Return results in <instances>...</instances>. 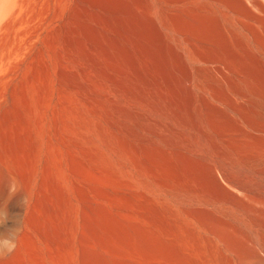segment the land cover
<instances>
[{
    "label": "rangeland",
    "instance_id": "374dc122",
    "mask_svg": "<svg viewBox=\"0 0 264 264\" xmlns=\"http://www.w3.org/2000/svg\"><path fill=\"white\" fill-rule=\"evenodd\" d=\"M185 1L0 0V264H169L198 235L158 233L156 189L264 183V15Z\"/></svg>",
    "mask_w": 264,
    "mask_h": 264
},
{
    "label": "bare ground",
    "instance_id": "6f19581e",
    "mask_svg": "<svg viewBox=\"0 0 264 264\" xmlns=\"http://www.w3.org/2000/svg\"><path fill=\"white\" fill-rule=\"evenodd\" d=\"M2 1H4V0H2ZM200 1H202V0H200ZM212 1L214 2V0H212ZM213 2H211V3H213ZM182 3H183V1H182ZM203 3H205V2H203ZM220 3L222 4L220 7H219L218 3H217L218 5H212L211 10L213 13H215L216 15L219 16V19H220L219 21H221V23H224V24H222V26L225 29V31H227L228 33L229 32H232V33L237 32V34L242 33V34H244L245 39H248V40L252 34H255L256 31L258 32V28H259L258 26L260 25L259 23H261V18H263V17H261V15H264V0H226L225 5H223L222 2H220ZM179 4H181V3H179ZM202 11H205V10H202ZM198 12H200V11H198ZM204 19H206V18H204ZM182 21H183V19H182ZM248 23H249V25H248ZM263 23H264V19H263ZM219 25H221V24L219 23ZM209 26H211V25H209ZM219 28L217 27V29H219ZM223 28L221 30H224ZM260 28H262V26ZM222 32H224V31H222ZM178 33L179 32H177V34ZM216 33H217V31H216ZM224 34L226 35V33H224ZM158 35H160V34H158ZM225 35H223V36L226 39L227 35L226 36ZM231 35L232 34H230V36ZM235 35L236 34L232 35V37L233 36L236 37ZM255 35L253 36V38L256 37ZM261 35L259 36V38L261 37ZM223 36H221V38H223ZM146 37H149V36H146ZM214 38L216 39L217 37H214ZM262 38H263V36H262ZM262 38H260L261 39L260 41H263ZM225 39L223 41L222 40L221 41L224 42V41H226ZM235 39H237V38H235ZM254 39L252 40V42H254ZM228 40H229V38L227 39L226 43L228 42ZM146 41H147V39H146ZM257 41H259V40H257ZM148 42H150V40ZM243 42L244 41H242L241 45H243ZM226 43H222L221 45L223 46V44H226ZM249 43H250V41H249ZM236 44H237V46L239 45V40H238V42H236ZM236 44H235V46H236ZM231 46L233 47V45L231 44L230 46H228L229 48L227 46H224V48H227L229 50ZM243 46H245V45H243ZM162 47H164V46H162ZM249 48H250V45H249ZM257 48H259V47H257ZM257 48H256V50H257ZM207 49H209V48H207ZM164 50H165V48L163 49V51ZM197 51H199V50H197ZM260 52L262 53V51H260ZM164 53L165 52H163V54ZM196 53H198V52H196ZM149 58H150V56H149ZM202 60H203V58H202ZM256 70H258V69H256ZM188 74H190V73H188ZM139 77H140V75H139ZM255 80H257V79H255ZM242 90L244 91V89H242ZM242 93H244V92H242ZM245 93H246V91H245ZM222 94L223 93L221 92V96H222ZM225 94H227V92ZM225 94H223L222 98H224V97L226 98V96L231 94V92H229L228 95H225ZM244 95H246V94H244ZM217 98L218 97H216V99ZM229 98H227V99H229ZM221 99H217L216 101L219 102L218 100H221ZM232 99H234V98H232ZM224 101H225V99H224ZM224 101H222V102H224ZM260 101H264V100H260ZM204 103H206V102H204ZM219 103H221V102H219ZM189 104H190V102H189ZM179 105H180V103H179ZM180 109H181V107H180ZM243 109H245V108H243ZM263 109H262V112L264 111ZM259 111H260V108H259ZM254 113H255V111H254ZM181 124H182V122H181ZM238 126H241V125H238ZM95 131H96V129H95ZM238 133H239V131H238ZM114 166H115L114 164L109 165V167L112 169H114ZM263 169L264 168H262V170ZM212 170H208V171L212 172ZM248 171H250V170H248ZM261 171L259 172V174L262 173ZM195 172H197V171H195ZM241 172H243V171H241ZM200 173L202 174L203 172L200 171ZM204 173H205V171H204ZM238 173H240V172L238 171ZM244 173H245V171H244ZM206 174H208V173H206ZM214 174H216V173H214ZM246 174H247V172H246ZM255 174L257 175V173H255ZM238 175H237V177H238ZM250 175L252 177V174H250ZM253 175H254V173H253ZM172 176H173V174H172ZM196 176H197V174H196ZM215 176H213V178ZM242 176H243V174H242ZM246 176L247 175H245V178H248V176L247 177ZM197 177H195V180L197 179ZM204 177H206V176H204ZM179 178L182 179L181 177H179ZM198 178L199 179H197V180L203 179L200 176ZM239 178L240 177H238L237 179L239 180ZM241 178H244V176ZM249 178H250V176H249ZM207 179L205 178L206 181H207ZM250 179H253V178H250ZM212 180L208 181V182H212V183L215 182L216 183L218 179H216V181H214L215 179L213 181ZM227 180L230 181V179H227ZM254 180H257V179H254ZM262 181H264V180H262ZM200 183H202V182H200ZM204 183L205 182H203L202 184H195L194 183L193 185H179L178 183H176L174 185L162 186V187L156 189V191H155L156 192L155 193L156 194L155 202H156V208H157V212H158L157 213V219H158L157 220L158 221L157 227L159 230L158 233L159 232L160 233L165 232V230H164L165 227L163 224L164 223L163 219H164L165 222L166 221L169 222L168 225L172 224V223H174V225L175 224L181 225V230L184 229L182 227V226H184V227L189 228V230L192 229L195 232V234L198 235V240H197V238L195 240V237L194 238L192 237V239H194V240H192V239L190 240L188 238L189 234L187 235L185 232L184 233L187 236H184V239L182 237H180V239L182 238L181 239L183 241L182 243H184V248H183L184 257L182 256V254L178 255L176 252L177 250L175 251L176 247L174 248L175 243L177 245L180 244V243L179 244L177 243L179 241V239L177 240V242L174 241L170 245V247H169L170 249L168 248V251L165 250V248H163V245H162L163 239H161V238L157 239L158 240L157 254H158L159 263H162V259L164 257H166L169 264H181L180 260L183 257L184 259L187 260L186 262L184 261L183 264H264V183L255 182L253 184H249L248 182H246L248 184H243V183H245V179H244L243 183H241V179H240V183L233 182L230 184L228 182L229 186L227 185V188L220 186L222 183L218 185L217 184L218 182L216 184H211V183L207 184V182L205 184ZM164 207H167V211L165 210V213L163 212ZM196 209H199V210L202 209L207 213L206 214L207 218H205L204 221L197 220L195 218V215H193L194 217L192 216L191 211L196 210ZM164 215L166 217H164ZM199 215H201V212ZM199 218L201 219V216ZM165 224H167V223H165ZM177 228H176V230H177ZM187 228H186V230H187ZM169 229H170V227H169ZM181 230L179 229V233ZM167 231H169V230H167ZM170 232H172L171 229L169 231V235H170ZM175 232L172 233V235H171V242L173 241L174 236L177 234V233L175 234ZM186 232H188V231H186ZM166 234L168 235V232ZM163 235H164V233H163ZM192 235H194V234H192ZM159 237H161V235ZM175 239H176V236H175ZM171 242H169V244ZM163 244L165 245V243H163ZM181 244L179 245L180 247H182V245H183V244L182 245ZM167 247H168V245H167ZM164 250L166 252H164ZM180 252H181V250L179 249L178 253H180Z\"/></svg>",
    "mask_w": 264,
    "mask_h": 264
},
{
    "label": "clouds",
    "instance_id": "9594fccd",
    "mask_svg": "<svg viewBox=\"0 0 264 264\" xmlns=\"http://www.w3.org/2000/svg\"><path fill=\"white\" fill-rule=\"evenodd\" d=\"M8 251H12V249H8Z\"/></svg>",
    "mask_w": 264,
    "mask_h": 264
}]
</instances>
